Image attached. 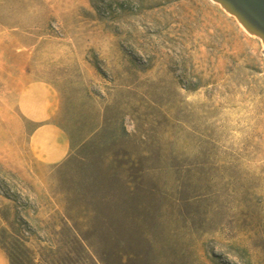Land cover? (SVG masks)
I'll return each mask as SVG.
<instances>
[{"label":"rangeland","instance_id":"rangeland-1","mask_svg":"<svg viewBox=\"0 0 264 264\" xmlns=\"http://www.w3.org/2000/svg\"><path fill=\"white\" fill-rule=\"evenodd\" d=\"M0 212L37 264H264L263 39L215 0H0Z\"/></svg>","mask_w":264,"mask_h":264},{"label":"trees","instance_id":"trees-1","mask_svg":"<svg viewBox=\"0 0 264 264\" xmlns=\"http://www.w3.org/2000/svg\"><path fill=\"white\" fill-rule=\"evenodd\" d=\"M66 132L68 134L70 145L72 147L74 143L73 141L74 136L71 132L69 131ZM75 152L69 156V159L71 158L73 161H75V163H77L79 159L77 158L78 154ZM141 179H142L141 175H135L132 181H128L124 179V182H122L124 191L122 192L120 197L118 195L114 196L115 204L112 207V211H111L113 216V223L111 225V230H112V238L115 240L120 235V233L124 231V228L129 221L132 220L136 222L139 220L138 213L142 208V203H140V200L136 199L135 202L131 204L128 203L127 199L133 198L136 195V192L138 195ZM93 181L98 182V179L93 178ZM130 184H133L134 186L131 187ZM3 196L8 200L14 202L13 211L15 215H18L19 212L17 205V203L19 202L18 197L9 193H3ZM94 210L96 212V209H93V212ZM0 215L2 219L7 223L6 227H0V249L6 255L9 264H37L35 262L34 253L27 244L29 242V237L23 234L21 227H18L19 226L18 224L10 223L8 219H6L5 216L2 215L1 212ZM70 221L71 223L70 224L65 223V226L73 242L75 241L77 242L78 238L82 240H86L88 234L97 231V225L92 221H89L87 224L84 225L85 229L79 227L78 221H72L71 219ZM27 232L31 233V235L37 236L35 231L31 229V227L28 228ZM119 252H122V249L116 248L114 251V256L117 257ZM100 261L102 264H108L103 259H101ZM118 264H123V263L121 261H118Z\"/></svg>","mask_w":264,"mask_h":264},{"label":"water","instance_id":"water-1","mask_svg":"<svg viewBox=\"0 0 264 264\" xmlns=\"http://www.w3.org/2000/svg\"><path fill=\"white\" fill-rule=\"evenodd\" d=\"M264 41V0H215Z\"/></svg>","mask_w":264,"mask_h":264},{"label":"crops","instance_id":"crops-1","mask_svg":"<svg viewBox=\"0 0 264 264\" xmlns=\"http://www.w3.org/2000/svg\"><path fill=\"white\" fill-rule=\"evenodd\" d=\"M0 264H9L6 255L0 250Z\"/></svg>","mask_w":264,"mask_h":264}]
</instances>
